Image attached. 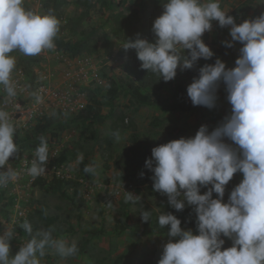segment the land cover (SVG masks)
<instances>
[{
  "label": "rangeland",
  "instance_id": "obj_1",
  "mask_svg": "<svg viewBox=\"0 0 264 264\" xmlns=\"http://www.w3.org/2000/svg\"><path fill=\"white\" fill-rule=\"evenodd\" d=\"M45 1L23 0V6L41 15ZM111 1L112 12L96 3L85 14L76 0H70L65 15L76 29L64 30L65 39L74 42L86 35L101 39L110 30L113 12L127 17L135 11L141 13L146 5L153 8L151 0ZM219 3L237 24L264 14V0H219ZM212 24L202 39L214 56L210 60L201 58L192 69L178 68L173 80L149 92L152 104H140L130 94V82L137 80L128 74L126 58L119 53L121 40L114 39L108 50L99 46L93 53L75 55L69 48L56 45L42 51L32 58L36 61L32 67L37 75L32 87L19 64L22 52L10 53L16 60L11 76L16 96L9 98L0 85V109L9 114L22 133L32 130L44 114L53 115L63 127L58 136L48 141L49 161L46 173L41 176L59 190L33 184L27 169L35 150L28 151L20 161L9 159L19 177L0 188V234L8 228L14 230L11 255L31 239L20 227L24 220L32 224L33 235L51 227L55 238L69 244L75 242L79 249L77 255L69 258L49 250L40 258V264H158L169 239H179L167 236L170 226L158 225L162 213L175 215L181 220L182 229L199 234L194 206L185 202L184 209L188 212L172 210L167 195L154 190V181L143 162L152 157L154 147L192 138L203 125L211 132L231 115L232 106L223 82L212 109L194 106L187 95L188 86L203 65L214 64L220 58L231 69L240 56L243 47L240 42L231 48L224 43L231 41V26L220 27L218 21ZM187 51L190 50L185 54ZM109 78L114 79L117 88V96L111 102L106 98ZM87 107L90 118L82 120L80 113ZM117 132L119 141L114 136ZM225 142L238 149L227 138ZM61 154L66 155L64 161L57 160ZM80 156L83 160L78 162ZM86 165L94 166L96 173H85ZM0 170L6 171L7 166ZM233 177L235 184L241 183L243 173L237 172ZM210 187H201V194ZM128 193L137 196L135 202L126 201ZM230 193L226 186L225 203ZM213 198L218 195L213 193ZM143 211L150 212L148 222L142 220ZM221 239L225 241L222 250L233 246L231 238L222 235Z\"/></svg>",
  "mask_w": 264,
  "mask_h": 264
},
{
  "label": "clouds",
  "instance_id": "obj_2",
  "mask_svg": "<svg viewBox=\"0 0 264 264\" xmlns=\"http://www.w3.org/2000/svg\"><path fill=\"white\" fill-rule=\"evenodd\" d=\"M163 7V14L153 24L154 43L137 34L121 44L126 51L134 49L141 68L159 79L171 81L178 68L192 69L201 58L210 60L214 56L202 39L212 29L213 21L220 27L231 26V41L224 42L227 47L235 42L243 47L234 68H227L217 58L214 64L203 65L187 88L194 106L212 109L223 82L231 115L211 132L203 125L192 138L154 147L146 161L145 167L154 172V190L166 194L177 211H182L186 202L197 214L199 234L182 229L181 220L171 213L159 215L158 225L170 226L167 236L179 239H169L158 264H264V14L237 24L219 0H164ZM59 24L51 13L40 15L26 10L23 0H0V85L9 98L16 96L11 79L16 60L10 53L19 50L26 56H36L54 49ZM186 50L190 51L185 54ZM15 135L9 114L0 109V169L7 166L6 171L0 170V188L19 177L9 164V158L19 151ZM114 136L119 141V133ZM82 160L83 156L78 157V162ZM48 161V142L41 137L28 175L33 179L44 175ZM84 172L94 175L96 168L86 165ZM237 172L243 173V180L225 203V187ZM209 185L201 194V187ZM213 193L218 198H213ZM136 198L128 193L126 201L135 202ZM141 217L148 222L150 212L143 211ZM20 227L31 239L11 255L14 230L6 229L0 234V264H40L49 250L62 258L78 254L76 243L55 238L51 227L34 235L29 221L24 220ZM222 235L233 240L232 247L222 250Z\"/></svg>",
  "mask_w": 264,
  "mask_h": 264
},
{
  "label": "trees",
  "instance_id": "obj_3",
  "mask_svg": "<svg viewBox=\"0 0 264 264\" xmlns=\"http://www.w3.org/2000/svg\"><path fill=\"white\" fill-rule=\"evenodd\" d=\"M76 1L83 8L85 14H88L96 3L102 8H107L111 12L113 11L111 0ZM69 2L70 0H46L44 3V11L41 15L51 13L59 20V32L54 38V44L58 48H69L75 55L82 53H93L98 50L99 46L103 47L104 50H108L113 46L114 39L121 40L124 43L128 38L135 39L137 34H139L141 38L147 37L150 42H154L156 36L152 31L153 24L155 19L162 15L164 11V0H151L150 2L153 8L151 9L149 5H146L145 9L141 13L135 11L133 15L125 17V15L121 13L113 12L110 17V30L108 33H104V36L101 39H95L89 35H86L82 39L73 42L71 39L66 40L62 35V32L67 28L71 27V30L76 29V25H72L70 23V19H67L65 15V6L68 5ZM139 22H141V25H138ZM15 52L16 50H14L12 53ZM119 53L126 58L125 67L128 74L137 80L130 82V94L132 95L133 99L140 104H152L153 101L149 92L153 89H161L166 84V82L162 78L159 79L157 74L148 72L147 70H143L141 68L140 65L142 62L138 60L136 51L134 49H129L126 51L122 47ZM32 58L33 56H26L23 53L19 55L20 67L28 77V82L31 87L34 85V81L37 79V75H35L32 67L36 61ZM108 82L109 89L106 94V98L111 102L117 96V88L114 79L109 78ZM88 111V107L81 111L80 115L83 116L82 120L90 118L87 113ZM222 122L223 121H220L214 127V129ZM62 129L63 127H60L58 121H55L54 116L48 114H44L42 117H40L33 129L30 131L22 133L21 129L16 128L14 140L18 145L19 151L15 156L10 157L9 159L15 162L20 161L26 156L28 151L36 150L37 146L40 144L41 137H44L48 142L50 138L58 136L59 130ZM65 159L66 155L61 154L57 160L64 161ZM147 160L143 162L144 166ZM148 171L150 172L149 176L153 177L154 172L149 169ZM33 184L46 190H59L58 187H56L53 183L47 182L46 179L41 176L35 178ZM239 184L240 183L235 184V179L233 177L226 186H228L232 192V190H234V188ZM63 195H65V193H63ZM171 209L176 210L173 207H171ZM182 212L188 211L183 209ZM42 216L49 218L45 214H42ZM49 220L53 222V219L49 218Z\"/></svg>",
  "mask_w": 264,
  "mask_h": 264
},
{
  "label": "built area",
  "instance_id": "obj_4",
  "mask_svg": "<svg viewBox=\"0 0 264 264\" xmlns=\"http://www.w3.org/2000/svg\"><path fill=\"white\" fill-rule=\"evenodd\" d=\"M112 9H113V5H112Z\"/></svg>",
  "mask_w": 264,
  "mask_h": 264
}]
</instances>
